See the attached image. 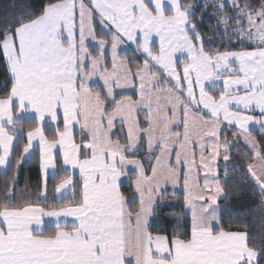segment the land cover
Masks as SVG:
<instances>
[{
	"label": "snow or ice",
	"instance_id": "1",
	"mask_svg": "<svg viewBox=\"0 0 264 264\" xmlns=\"http://www.w3.org/2000/svg\"><path fill=\"white\" fill-rule=\"evenodd\" d=\"M210 2L225 34L245 47L206 48L194 6L183 0H47L0 25V62L11 85L0 96L5 173L25 122L30 127L0 201V264H261L264 244L257 250L246 231L222 226L218 161L230 162L243 138L251 162L235 170L264 198V137L257 141L249 128L264 129V0ZM97 19L107 29L101 37ZM125 40L143 57L135 71L118 52ZM97 76L100 90L89 84ZM127 87L139 99H117L116 89ZM35 141L42 176L36 202L24 194L14 200L18 168ZM145 141V156L155 160L151 175L136 158ZM129 169L135 208L121 190ZM169 182L174 195L182 182L190 222L154 234L150 217Z\"/></svg>",
	"mask_w": 264,
	"mask_h": 264
},
{
	"label": "trees",
	"instance_id": "2",
	"mask_svg": "<svg viewBox=\"0 0 264 264\" xmlns=\"http://www.w3.org/2000/svg\"><path fill=\"white\" fill-rule=\"evenodd\" d=\"M41 2L47 0H0V25L8 21L18 20L22 16H26L29 12L37 10V6ZM241 4L245 0H239ZM186 5H193L194 17L193 20L198 22V30L204 35V44L208 48L211 46L214 49L223 50H240L246 45L237 42L236 36L225 34V25L220 24L219 17L216 15V9L211 5V2L200 0H183ZM258 4V0H256ZM208 4L205 11V5ZM201 14L203 20L200 21ZM225 14H231L230 7L225 10ZM235 19H233V23ZM229 30L231 26H229ZM97 29V34L100 32ZM230 33V31H229ZM127 60L133 66L141 63L140 56L135 50H129L126 54ZM7 74L4 65L0 62V96L4 95L5 88H10V82L6 84ZM30 130L29 123L25 122L23 127V134L18 135L19 141L16 150L13 153L11 165L5 171L0 173V201H2V194L5 190V184H11V178L17 169L15 162L19 158L20 149L26 143L25 133ZM45 134L49 137L53 135L45 125ZM252 134L261 141L264 137V131H252ZM229 139L233 140L231 132L224 133ZM76 138L79 140V133L76 131ZM264 142V141H261ZM246 148L239 141L238 144L231 149V156L233 159L230 162L220 161L218 167V174L221 180V185L224 189L222 198L218 201L219 215L224 229H239L246 231L250 237V246H255L259 250L260 246L264 244V198L261 197L258 188L244 178L243 171H236L237 167L243 166L246 168L247 163L251 162L245 160ZM227 164V167H226ZM41 183L40 168H39V153L38 149H34L30 158H27L21 163L18 168L16 197L17 200L20 194H24L25 199L31 196L33 202H36L37 186ZM49 191L51 193L53 181L49 177ZM122 192L130 201V206L137 207L136 200L132 198V189L130 184H124L121 188ZM21 203L25 201H20ZM49 204L52 203L51 198ZM47 207V205H44ZM177 221L182 224L190 222L189 216L184 209L183 197L181 194H166L161 197L160 202L156 206V211L151 221L150 230L155 233H170ZM51 230V229H48ZM261 264H264V257L261 258Z\"/></svg>",
	"mask_w": 264,
	"mask_h": 264
},
{
	"label": "crops",
	"instance_id": "3",
	"mask_svg": "<svg viewBox=\"0 0 264 264\" xmlns=\"http://www.w3.org/2000/svg\"><path fill=\"white\" fill-rule=\"evenodd\" d=\"M96 27L98 28V31L100 32L99 34H97L98 37L103 36V33H106V32H107V29H103V30H101V26L99 25L98 19H97V22H96ZM105 38L108 39V40H110V39H111V36L109 35V36H107V37H105ZM88 43H89V45H90L89 50H90V51H93V47H92V46H94V42L89 41ZM153 47L156 48V49L159 48V38L156 37V36H153ZM129 50H135L136 53L140 56L139 52L136 50V45L133 44L131 41H127V40H125V42H123L122 44H120V45L118 46V52H119V54H120L121 59L127 60L126 54L128 53ZM93 54L95 55V54H97V53L93 52ZM177 56L179 57V54H177ZM140 58H141V63H142V61H143V57L140 56ZM127 61H128V60H127ZM106 64H107V67H108L109 69H111L110 47H109V55H108V57H107ZM134 71H135V70H134ZM89 84H90L91 87H93V88L96 89V90H100V89L103 88V81L99 80L98 76H97V77H93L92 80L89 81ZM116 92H117V94H118V95H117V99H119L121 96H124V95L132 96V98H133L134 100L139 99L138 95L136 94V89L131 88V87H127V88H119V89H116ZM109 110H111V108H109ZM144 111H146V109H145ZM250 114H253V115H257V116H258V115H259V112H258V110H256L255 112L250 113ZM140 120H141V123H145V121H144V112H143V111H142L141 114H140ZM145 126H146V124H145ZM61 127H62V124H61ZM249 128H250V130H251V135H252L254 138H256V137L252 134V131H264V129H262V128L260 127V125H258V124H254V123H253V124H250V125H249ZM173 130L175 131V126L173 127ZM180 130H181V132H182V126H181V129H180ZM76 131L79 133V137H80V132H79V128H78V127H77V130H76ZM113 131H114V133H115V135H113V139H116L117 135L120 134V125L117 124V125H116V128H115ZM26 133H27V132H26ZM26 133H25V136H26ZM256 140L258 141L257 138H256ZM240 142H241L242 145L247 149V146L245 145V143H244V141H243V138L240 139ZM34 143L37 145V146L35 147V149H38V153H39L38 141H35ZM146 152H147V144H146V141H145L143 147H141V149H140V155L137 156L136 158H143V159H144V164H145V168H146V170H147V173H148L149 175H151V167H150V165H149V159H151V162H152V163H155V160H154V157H152V158H148V157H146V156H145V153H146ZM157 154H158V153H157ZM26 159H27V158H26ZM220 161H223V162H224V160H223L222 157H220V159H219V161H218V165H219ZM174 162H175V157H173V163H174ZM39 168H40V162H39ZM4 171H5V170L0 169V173H2V172H4ZM50 172H51V170H50ZM77 175H78V170H77ZM40 176H41V172H40ZM202 176H203V173H201V185H202V183H203ZM49 177H50V176H49ZM135 178H136V177H135V173H134V171H133L132 169H129V175L126 176V177H123V178H122V185H124V184H130V181L134 180ZM41 183H42V176H41ZM130 187H131V189H132V197H133L134 187H132V186H130ZM162 187H163V185H162ZM173 191H174V189H173V185H172L171 182H169V183L167 184V194H173ZM175 191L178 192L179 194H181L182 197H183L184 194H183V186H182V182H181V186H180L179 188H176ZM221 198H222V195L218 198V201H219ZM131 199H132V198H131ZM135 200H136V202H137V207H138V204H139V196H138V194L136 195ZM160 200H161V197L158 198V202L154 205V207H155V211H156V206H157V204L160 202ZM183 203H184V199H183ZM184 209H185L186 214H187V215L189 216V218H190V217H191V212H190L189 209L186 208L185 203H184ZM218 211H219V206H218ZM154 213H155V212H154ZM153 215H154V214H153ZM153 215L150 217V223H151V221H152ZM70 219H71V218H69V221H70ZM47 223H48V220H47V218H46V225H47ZM126 259L131 260L132 258H131V257H128V258H126ZM133 264H134V262H133Z\"/></svg>",
	"mask_w": 264,
	"mask_h": 264
},
{
	"label": "rangeland",
	"instance_id": "4",
	"mask_svg": "<svg viewBox=\"0 0 264 264\" xmlns=\"http://www.w3.org/2000/svg\"><path fill=\"white\" fill-rule=\"evenodd\" d=\"M200 1H205V2H210V0H200ZM228 2L230 3V0H228ZM216 3H219V0H216ZM232 14V13H231ZM230 28V27H229ZM232 29H230L229 31L231 32Z\"/></svg>",
	"mask_w": 264,
	"mask_h": 264
}]
</instances>
